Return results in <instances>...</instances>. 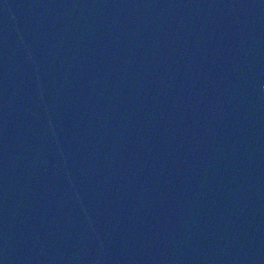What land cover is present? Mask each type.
<instances>
[{
  "label": "water",
  "instance_id": "1",
  "mask_svg": "<svg viewBox=\"0 0 264 264\" xmlns=\"http://www.w3.org/2000/svg\"><path fill=\"white\" fill-rule=\"evenodd\" d=\"M0 264H264V0H0Z\"/></svg>",
  "mask_w": 264,
  "mask_h": 264
}]
</instances>
